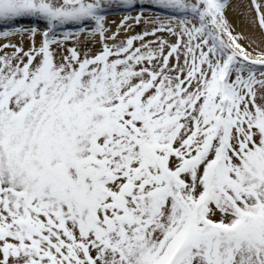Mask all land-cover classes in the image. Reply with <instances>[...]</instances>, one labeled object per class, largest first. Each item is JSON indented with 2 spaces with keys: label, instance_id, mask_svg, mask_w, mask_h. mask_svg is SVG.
Here are the masks:
<instances>
[{
  "label": "snow or ice",
  "instance_id": "1",
  "mask_svg": "<svg viewBox=\"0 0 264 264\" xmlns=\"http://www.w3.org/2000/svg\"><path fill=\"white\" fill-rule=\"evenodd\" d=\"M229 10L264 37V0H0V264H264V48Z\"/></svg>",
  "mask_w": 264,
  "mask_h": 264
},
{
  "label": "bare ground",
  "instance_id": "2",
  "mask_svg": "<svg viewBox=\"0 0 264 264\" xmlns=\"http://www.w3.org/2000/svg\"><path fill=\"white\" fill-rule=\"evenodd\" d=\"M110 19L119 20V16L110 17ZM228 19L234 26H236L237 32H242L246 36H250L256 41V44H259L261 48H264V38L261 37L258 33H253V30L243 22H240L237 26V13L232 10L228 11ZM248 43V41H246ZM256 44H253V47H256Z\"/></svg>",
  "mask_w": 264,
  "mask_h": 264
},
{
  "label": "rangeland",
  "instance_id": "3",
  "mask_svg": "<svg viewBox=\"0 0 264 264\" xmlns=\"http://www.w3.org/2000/svg\"><path fill=\"white\" fill-rule=\"evenodd\" d=\"M227 16H228V13H227ZM236 32H237V29H236ZM238 33H239V31H238ZM264 38V37H263ZM242 44H245V45H247V42L245 41V40H241L240 41Z\"/></svg>",
  "mask_w": 264,
  "mask_h": 264
}]
</instances>
